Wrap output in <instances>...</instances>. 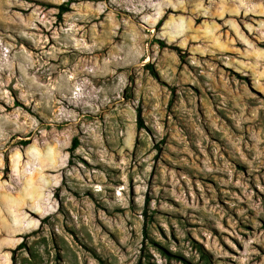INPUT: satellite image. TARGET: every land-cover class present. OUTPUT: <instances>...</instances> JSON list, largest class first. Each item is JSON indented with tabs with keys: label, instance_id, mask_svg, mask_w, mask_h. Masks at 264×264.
Instances as JSON below:
<instances>
[{
	"label": "rangeland",
	"instance_id": "1",
	"mask_svg": "<svg viewBox=\"0 0 264 264\" xmlns=\"http://www.w3.org/2000/svg\"><path fill=\"white\" fill-rule=\"evenodd\" d=\"M0 264H264V0H0Z\"/></svg>",
	"mask_w": 264,
	"mask_h": 264
},
{
	"label": "trees",
	"instance_id": "2",
	"mask_svg": "<svg viewBox=\"0 0 264 264\" xmlns=\"http://www.w3.org/2000/svg\"><path fill=\"white\" fill-rule=\"evenodd\" d=\"M59 8H60L59 18H61L63 14L68 12L69 8L64 7V6H60ZM157 43L161 47H167V45L162 40H157ZM145 67H146V69H148L151 72V74L153 76H157L156 71L154 70V67L152 65L147 64V65H145ZM137 126H138V129L145 128V124L143 122V111H142L141 107L137 108ZM30 143H31L30 140L23 142V144L26 146L29 145ZM79 146H80V140H79V138L75 137L72 140L71 151L77 150ZM146 216H147V213H146Z\"/></svg>",
	"mask_w": 264,
	"mask_h": 264
}]
</instances>
